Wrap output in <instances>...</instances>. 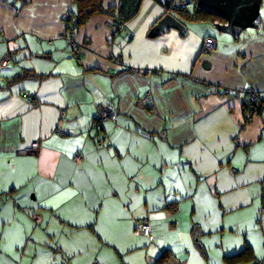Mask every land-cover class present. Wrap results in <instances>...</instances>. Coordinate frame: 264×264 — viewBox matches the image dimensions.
I'll return each mask as SVG.
<instances>
[{"label": "crops", "instance_id": "1", "mask_svg": "<svg viewBox=\"0 0 264 264\" xmlns=\"http://www.w3.org/2000/svg\"><path fill=\"white\" fill-rule=\"evenodd\" d=\"M167 1L143 0L121 30L94 15L71 42L73 0H0V58L18 51L0 66V264H55L63 249L78 258L67 264L101 253L98 264H138V255L143 264H264V109L246 122L244 95H235L254 88L264 102V16L239 41L210 21L152 38L159 19L174 15ZM101 103L117 119L96 128ZM183 203L192 204L189 239L180 236ZM143 219L153 242L133 232ZM83 227L97 242L61 244L59 234ZM246 247L252 259H227Z\"/></svg>", "mask_w": 264, "mask_h": 264}, {"label": "trees", "instance_id": "2", "mask_svg": "<svg viewBox=\"0 0 264 264\" xmlns=\"http://www.w3.org/2000/svg\"><path fill=\"white\" fill-rule=\"evenodd\" d=\"M180 1L182 3L180 5H178L176 3V0H169V1H167V7L166 8H167V12H169V11L173 12L176 17H180L181 19H183L182 20L183 22L210 21L212 23H215L216 21H224L220 17L208 12L207 10L199 8L196 4V0H180ZM188 1L193 2V6L191 9L185 8L182 5ZM104 2H105V0H73V2H72L73 5L71 6L70 11H69V18H67V20H66V22L68 23L67 31L69 34L68 37H69L70 41L73 42V37L77 33V31L79 30L81 25H83L92 16L97 15V14H107L114 21L116 30H121L122 28H124L126 26V24L129 21L134 19L140 13L143 0H120L117 6H111V7H106ZM166 14H168V13H166ZM27 73L29 75L35 74V73L31 74L30 72H27ZM24 76H27V75L25 74ZM34 76L37 77L39 75L35 74ZM20 77H23V76H20ZM249 89L251 91L257 92L254 88H249ZM235 95H239V93L236 92ZM243 95L245 98V100L243 102L245 121L249 122L251 120V118L253 117V115H255L256 113L262 112V110L264 109V102H263V99L261 98V96L259 95V93H258V95H259L260 100H258V101H253V99H251L248 96L249 93L245 92V93L241 94L240 96L243 97ZM142 98H143V96H142ZM37 103L38 102H36V104ZM145 103H148V102H145ZM61 110H65V109H60L59 119H58L57 125L55 127V131L60 135L65 134V131L63 130V127H62L63 131L58 132L57 131V129L59 128L58 124L60 123V121H62L63 125H64L65 119L67 117V112L65 110V117L62 119L60 118ZM116 117H117V115H116ZM95 120H96V116H94V123H93L94 127H96V128L103 127L104 123L107 122V121H105L103 123H95ZM97 124L100 126L99 127L95 126ZM67 135L71 136V135H73V133L68 132ZM78 153H76V154H78ZM80 154H82V153H80ZM75 155H74V158H75ZM174 207L175 208H173V209H176L177 204L176 205L174 204ZM142 221L139 222V226L141 225ZM194 234L197 236V239H198V236L201 234V232L198 231L197 225L194 226ZM139 236H142V235H139ZM253 257H254V254H253L251 248L246 247L243 250H241L240 252H238L232 256H228L227 259L232 260L233 262L236 261L237 263L238 262L243 263L247 260L252 259ZM166 260H167V256L165 255V253H163L159 257V259L157 260V263H161V262L163 263Z\"/></svg>", "mask_w": 264, "mask_h": 264}, {"label": "water", "instance_id": "3", "mask_svg": "<svg viewBox=\"0 0 264 264\" xmlns=\"http://www.w3.org/2000/svg\"><path fill=\"white\" fill-rule=\"evenodd\" d=\"M196 4L223 19L214 23L216 29L239 41L245 29L259 27L263 0H196ZM170 29L185 34L187 26L175 15L168 13L151 28L149 36L157 37Z\"/></svg>", "mask_w": 264, "mask_h": 264}, {"label": "rangeland", "instance_id": "4", "mask_svg": "<svg viewBox=\"0 0 264 264\" xmlns=\"http://www.w3.org/2000/svg\"><path fill=\"white\" fill-rule=\"evenodd\" d=\"M261 15L264 16V8L261 11ZM177 18L179 20H181V21L183 20L180 17H177ZM214 28L216 29L215 26H214ZM74 39H75V35H74ZM184 206H185V203H183V205L181 207V210L179 211V219H181L180 220L181 221L180 236L182 238L189 239L188 229H189L190 215H191V211H192V204L190 203V204L186 205L185 207ZM100 207L101 206H99V210L98 211H100V209H101ZM96 215H98V214H96ZM102 217H103V214L101 215V223L103 222L102 221ZM262 218H263V221H262L261 228L264 226V214L262 215ZM104 222L107 224V220H104ZM90 223H93V225H95V226H100L97 221H90ZM90 225H92V224H90ZM190 225H192L191 222H190ZM104 226L106 228V225L105 224H104ZM121 227H123V224H121V223L114 225V228H120L121 229ZM138 227H139V224H137L134 227V229H136ZM39 228H42V226L39 225ZM67 228H70V227H67ZM89 228H91V227H89ZM89 228H87V227H83V228H72L73 234H71L70 237H67L66 234H59L60 237L62 236L61 237V244H64L65 246H72V241L75 240L74 243H75L76 246L83 247V246H89L93 242H97V240H98L97 235L93 232V230H91ZM134 229H133V232L135 233V230ZM37 232H38V230H37ZM68 232H71V231H68ZM260 232L262 233V231H259V233H258V231H256V236H259L258 239H260V237H261V233ZM57 234H58V231H52V233H51V235H53V236H57ZM59 235L55 239L48 238V240H47L48 243L47 244H48V247L49 248H53L54 250H56L58 248V245L59 244H58L57 239L59 238ZM42 237H44V236H42ZM230 238H232V240H235V237H233V236L232 237H229V233H226L225 236H224V241L227 242ZM236 239H237V241L242 240L240 237H238V238L236 237ZM63 251H64V253L58 254V260L56 261L55 264H67L71 260L73 261V263H75L76 261H78L77 260L78 258L75 257V256H71V254H69L70 252L68 250H64L63 249ZM74 255H75V253H74ZM87 255L88 254L86 253V257H84L81 262H85L86 260L88 262ZM103 256H104V254H102V253L99 254V256L98 255L95 256V259L96 260H93V264H94L95 261H96L95 264H98V262L102 263L103 262ZM91 257H94V256L92 255ZM108 257L110 258L111 261H113V258L110 255H108ZM80 259H81V257H80ZM137 259H138V261H135L136 263L143 264L139 260L140 259L139 258V255L137 256ZM118 263L122 264V261H120ZM123 263L124 264L127 263L126 259H125V261ZM90 264H92V263H90Z\"/></svg>", "mask_w": 264, "mask_h": 264}, {"label": "built area", "instance_id": "5", "mask_svg": "<svg viewBox=\"0 0 264 264\" xmlns=\"http://www.w3.org/2000/svg\"><path fill=\"white\" fill-rule=\"evenodd\" d=\"M176 3L178 5H180L182 2L180 0H176ZM182 5L185 8L191 9L192 6H193V2L192 1H188L185 4H182ZM67 18H69V13L67 14ZM203 44H204L203 50L204 51H210V50H212L215 47V39L213 37H207ZM16 52H18V51H14V52L9 53V54L3 56L2 58H0V65L2 67H5V66L9 65V63L11 62L13 54L16 53ZM245 92L249 93L248 96L251 99H253V101L260 100L258 93L255 92V91H251L250 89H241V90L238 91L239 95L243 94ZM142 99H143L144 102L151 101L152 100L151 93H149V92L146 93L145 95H143ZM30 101H32V103H34V100L32 98H30ZM34 104H36V103H34ZM95 116H96L95 123H103L105 121H115L117 119L114 109L112 108V106L110 104H107V103H101V104L98 105L97 110L95 112ZM64 117H65V110H61L60 118L62 119ZM58 126H59V128L57 129V131L58 132H62L63 131L62 130L63 122L60 121ZM95 126L99 127L100 125L97 124ZM32 149L34 151L39 149V142L38 141L33 142ZM74 159L77 162H80V161H82L83 156H82V154L78 153V154L75 155ZM262 212L264 213V206L262 207ZM135 234L147 237L150 242H153L155 240V234L153 232V226H152L151 222L148 219H144L142 221L141 225L138 228H136Z\"/></svg>", "mask_w": 264, "mask_h": 264}, {"label": "bare ground", "instance_id": "6", "mask_svg": "<svg viewBox=\"0 0 264 264\" xmlns=\"http://www.w3.org/2000/svg\"><path fill=\"white\" fill-rule=\"evenodd\" d=\"M204 45V44H203Z\"/></svg>", "mask_w": 264, "mask_h": 264}]
</instances>
